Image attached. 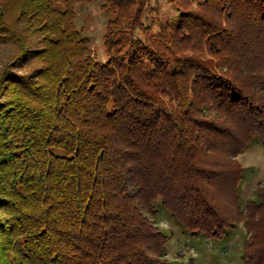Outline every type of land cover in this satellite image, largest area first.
<instances>
[{
	"label": "trees",
	"instance_id": "16d2710c",
	"mask_svg": "<svg viewBox=\"0 0 264 264\" xmlns=\"http://www.w3.org/2000/svg\"><path fill=\"white\" fill-rule=\"evenodd\" d=\"M152 1H104L103 62L91 0H0V264H169L163 221L227 242L244 220L239 263L264 264L237 161L264 146V0Z\"/></svg>",
	"mask_w": 264,
	"mask_h": 264
},
{
	"label": "rangeland",
	"instance_id": "374dc122",
	"mask_svg": "<svg viewBox=\"0 0 264 264\" xmlns=\"http://www.w3.org/2000/svg\"><path fill=\"white\" fill-rule=\"evenodd\" d=\"M104 1L91 0L90 3L83 2L79 4L78 7V25L83 34L92 40L96 58L103 62L108 59L105 33L107 23L112 18V14L105 13L102 10ZM151 4L155 9L160 10L162 20L176 17V11L168 0H153ZM155 15L154 12L148 14L150 17H155ZM154 30L158 31V26ZM13 52L14 48L12 46L0 44V71L6 63L11 61ZM237 161L245 168L250 169L248 179L243 186V200H257L260 190H264V146L255 143L246 153L240 155ZM243 217L253 221V226L264 221L262 211L254 215H250L246 211ZM161 225L164 229L171 228L173 233L168 257L169 264H240L239 258L242 254V248L249 238L248 226L245 220L240 222L238 232L232 235V238L227 242L224 241L226 244L224 242H205L190 237L186 233L182 234L177 226L168 221H163ZM229 249L235 253V256L230 253Z\"/></svg>",
	"mask_w": 264,
	"mask_h": 264
}]
</instances>
